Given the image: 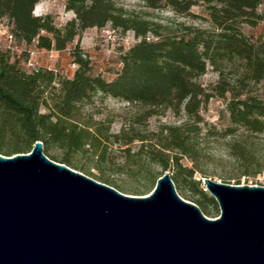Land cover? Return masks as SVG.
Returning a JSON list of instances; mask_svg holds the SVG:
<instances>
[{
    "label": "trees",
    "instance_id": "16d2710c",
    "mask_svg": "<svg viewBox=\"0 0 264 264\" xmlns=\"http://www.w3.org/2000/svg\"><path fill=\"white\" fill-rule=\"evenodd\" d=\"M143 1L152 9L162 3V0ZM166 2L180 14L188 13L194 5L204 4L215 29L185 27L183 35L159 36L153 24L128 15L113 0H66L65 8L72 11L74 17L57 27L51 15L32 14L37 0H0V20L7 21L15 40L38 50L63 51L84 30L107 24L123 32L132 31L138 39L121 54L120 69L111 80L91 73L89 60L78 44L70 51L77 65L71 78H59L50 69L35 68L27 72L17 61L10 62V50L0 49V154L29 153L38 141L47 158L126 192L129 190L107 173L117 164L112 152L107 150L108 144H116L124 147L121 150L123 165L148 163L160 169L156 174L137 170L147 182L141 189L131 190L136 195L150 192L157 179L169 171L179 196L196 204L205 216L217 215L218 205L204 191L201 182L204 177L197 167L207 135V131L203 132L199 112L212 97L198 78L206 72L207 66L217 71L220 79L215 94L231 95L226 106L230 123L253 133L264 132V98L252 95L254 86L264 80V46L251 41L240 29L243 23L255 26L263 19L257 9L264 0ZM149 33L156 39H149ZM26 53L31 56V51ZM230 68L236 73L233 83L226 76ZM98 93L141 106L143 111L135 117L137 124L166 110L174 114L183 111L191 122L162 126L157 133L149 135L122 130L113 135L111 141L100 140L87 126L69 121L78 103ZM48 94L52 105L47 103ZM134 142L139 144L132 152L130 147ZM51 147L62 150L61 156L52 154ZM92 148L91 156L98 174L73 160L74 153ZM231 155L246 170L254 160L241 147H233ZM184 158L192 163L191 167L182 163Z\"/></svg>",
    "mask_w": 264,
    "mask_h": 264
},
{
    "label": "water",
    "instance_id": "95a60500",
    "mask_svg": "<svg viewBox=\"0 0 264 264\" xmlns=\"http://www.w3.org/2000/svg\"><path fill=\"white\" fill-rule=\"evenodd\" d=\"M42 148L0 154V264H264V187L202 178L210 219L169 171L130 196Z\"/></svg>",
    "mask_w": 264,
    "mask_h": 264
},
{
    "label": "rangeland",
    "instance_id": "374dc122",
    "mask_svg": "<svg viewBox=\"0 0 264 264\" xmlns=\"http://www.w3.org/2000/svg\"><path fill=\"white\" fill-rule=\"evenodd\" d=\"M113 1L128 15L138 16L153 24V28L159 36L183 35L185 27H196L207 31L215 29L210 20L208 9L202 3L192 6L188 13L180 14L172 10L166 0H162L161 6L157 9L147 7L143 0ZM65 4L66 0H37L32 14L34 16L49 14L52 16L54 24L57 27H62L74 17L72 11L66 10ZM257 12L263 16V19L259 20L255 26L243 23L240 29L251 41L264 46V3L259 6ZM2 21L7 23L5 19ZM147 36L151 40L156 39L150 33ZM137 41L138 39L132 31L123 32L121 29L112 28L110 24H107L102 28L93 27L84 30L73 44L59 52L38 50L33 45L25 46L22 42L15 40L13 44L15 49L10 52L9 56L10 62L17 61L27 72L35 68L50 69L59 78H71L77 65L73 63L70 51L75 44H78L84 57L89 60L91 73L111 80L120 69L121 54ZM6 45V42L1 39L0 49H4ZM27 51H31L33 55L29 57ZM29 61L31 66L28 65ZM229 70L226 72V76L229 82L233 83V78L236 76L235 69L230 68ZM236 72L238 73V70ZM219 79V73L210 66H207L206 72L198 78V82L212 97L201 106L199 112L203 132L207 131V135L201 145L203 157L198 160L197 167L203 177L216 182L264 187V132L253 133L230 123L226 106L231 95L226 93L223 97H219L215 94ZM252 95L264 98V80L254 86ZM49 96L48 94L47 103L52 105ZM141 111L143 108L139 105L129 104L98 93L90 100L78 103L69 121L87 126L92 132L99 135L100 140L108 139L109 141L113 140L111 138L113 135L119 134L122 130H126L128 133L140 132L149 135L157 133L162 126H177L191 122L183 111L174 114L171 110H166L162 115L153 116L137 124L135 117ZM138 144V142H134L131 145L132 152L137 149ZM233 147L244 148L249 155L254 157L247 170L232 157ZM123 148L116 144H108L107 150L112 152L114 162L118 165L116 164L114 169L107 173L118 184L129 190L122 193L130 196H142L131 191L141 189L147 182L142 175L137 173V170H148L152 174H156L160 172V169L154 164L148 163H144L142 166L134 163L123 165L121 157ZM99 149L101 150V147ZM93 150L92 148L87 152L74 153L73 160L79 166L90 169L93 174H98L99 171L94 169V160L91 156ZM50 152L57 156L62 154V150L56 147H51ZM182 163L188 167L192 166V163L185 158L182 159ZM218 215L219 209L217 215L206 217L214 219Z\"/></svg>",
    "mask_w": 264,
    "mask_h": 264
},
{
    "label": "built area",
    "instance_id": "2783aa9c",
    "mask_svg": "<svg viewBox=\"0 0 264 264\" xmlns=\"http://www.w3.org/2000/svg\"><path fill=\"white\" fill-rule=\"evenodd\" d=\"M3 39L6 42V46L5 48L13 51L15 49L14 47V42H15V37L13 36L11 30H10V26L3 22L2 20H0V40ZM31 55H33V53H30ZM31 59V58H30ZM28 65L31 66L30 61L28 62Z\"/></svg>",
    "mask_w": 264,
    "mask_h": 264
}]
</instances>
